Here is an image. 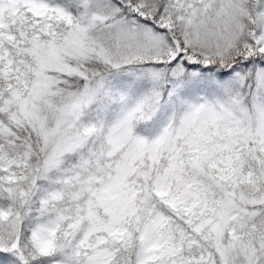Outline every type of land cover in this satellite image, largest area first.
I'll list each match as a JSON object with an SVG mask.
<instances>
[{
	"label": "snow or ice",
	"instance_id": "6c2138e0",
	"mask_svg": "<svg viewBox=\"0 0 264 264\" xmlns=\"http://www.w3.org/2000/svg\"><path fill=\"white\" fill-rule=\"evenodd\" d=\"M0 264H264V0H0Z\"/></svg>",
	"mask_w": 264,
	"mask_h": 264
}]
</instances>
